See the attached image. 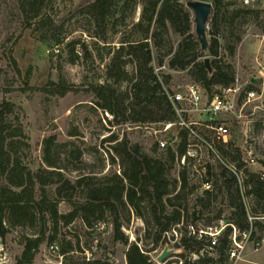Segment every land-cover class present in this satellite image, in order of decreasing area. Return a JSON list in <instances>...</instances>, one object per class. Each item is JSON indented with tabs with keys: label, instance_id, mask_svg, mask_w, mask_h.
<instances>
[{
	"label": "trees",
	"instance_id": "trees-1",
	"mask_svg": "<svg viewBox=\"0 0 264 264\" xmlns=\"http://www.w3.org/2000/svg\"><path fill=\"white\" fill-rule=\"evenodd\" d=\"M44 1L23 0L22 6L32 5L34 13L29 20L38 18L34 30L38 32L39 40L53 50L55 46L63 45L67 36L62 34V20L41 14ZM187 1L82 0L67 8L69 19H76L80 15L85 17L87 24L84 30L92 40L91 50L81 38L65 42L70 52V62L86 59L94 65L95 59L103 62L106 55L111 54L105 63L104 73H95L99 79L91 76L87 88L93 95V103L111 113L112 120L109 122L144 125L175 119L172 103L162 93V85L151 64L153 47L160 50L165 46L169 28L180 36L166 62L169 69L187 70L193 81L201 84L210 96L216 92L211 91L213 87L234 83L235 70L231 63L225 61L222 51L233 57L236 47L229 42L221 43L218 28L222 17L220 13L230 3L226 0H205L212 3L207 20L211 26L207 34L211 37L208 49L203 50L192 30L194 20L187 8ZM138 5L141 6V13L136 21L134 17ZM245 11L250 12L249 9ZM114 35L119 37L117 48L111 40ZM77 44L81 46L82 56L75 50ZM205 57H210L211 71L204 64ZM128 63L133 64L131 72L126 69ZM164 63L160 58L158 64ZM162 76L164 82L168 83L169 74ZM123 82L127 83L126 88L120 90L117 85ZM52 84L53 88L48 91L57 96H65L73 90V85L63 76ZM20 118L19 108L13 101H0V247L12 229L34 230L33 235L22 237L23 248L14 264H31L45 243L47 246L57 245L56 251L62 257L74 260V253H83L84 249L78 241L73 243L60 238L59 229L75 221L87 227L110 223L113 239L128 245L125 252L127 264H158L137 242H130L124 233L123 219L129 220L131 213L147 224L146 234L149 237L153 235L154 245L167 242V233L185 218L192 217L191 224H187L192 228L185 230L176 243L183 250L177 254L181 258L180 264H232L229 255L234 246V234L237 241L242 240L243 233L248 231L249 239L255 243L263 238L264 218L260 216H264V180L261 172L242 166L239 161L241 154L236 148L225 150L219 146L220 151L229 154L231 161L237 160V169H243L242 184L234 172L220 163L218 178L209 179L210 186L196 195L190 205L187 198L189 191L209 180L207 178L196 184L188 178L185 169L180 170L179 178L169 176L176 156L180 159L185 153V129L178 130L175 149H159L154 144L149 151L138 142H130L125 136L118 138L112 134L105 141L112 151V166L117 159L119 171L110 169L101 175L90 171L71 178L64 174L66 166L58 162L59 154L53 155L54 148L59 145L55 135L47 136L42 141L44 166L32 169L23 161L19 152L27 145V136ZM260 127L258 123L257 132ZM158 150H164L161 156L156 155ZM69 154L81 161V150L75 148ZM79 168L76 166L74 169ZM207 171L210 173V169ZM61 203H65L69 209L62 212L59 207ZM191 207L199 208L189 213ZM207 211L213 214L207 216L203 224L205 227H200L198 221ZM219 221L224 224L220 226ZM213 222H217L215 229H220L214 245L211 244L212 236L206 232L209 227L213 228ZM193 254L197 256L195 259L190 258ZM76 262L108 264L100 258L86 260V256Z\"/></svg>",
	"mask_w": 264,
	"mask_h": 264
},
{
	"label": "rangeland",
	"instance_id": "rangeland-1",
	"mask_svg": "<svg viewBox=\"0 0 264 264\" xmlns=\"http://www.w3.org/2000/svg\"><path fill=\"white\" fill-rule=\"evenodd\" d=\"M80 1L82 0H45L41 14H49L64 22L62 34L67 36L64 44L73 38H81L91 50V37L84 30V26L87 24L85 17L83 15L77 16L76 19L68 17L67 8ZM226 1L230 4L220 13L222 17L218 27L219 38L222 44L229 42L236 47V50L233 57H229L227 52L222 51L224 59L233 65L235 77L239 79V82L245 84L244 86L253 87L258 91L263 90L261 100L264 104V75L259 73V70L264 72V0ZM22 2L23 0H0V101H13L19 108L20 119L27 136V145L19 152L23 161L32 169L44 166L42 141L50 135H55L59 144L54 148L53 155L59 154L58 162L62 166H66V169L63 170L64 174L66 173L71 178L90 171L99 175L105 174L110 169L119 171L117 159L112 166V151L108 142L105 141L112 134L117 135L118 138L125 136L130 142H138L149 151L151 149L150 141L143 136V128H137L133 124L121 125L109 122L112 120L111 113L97 107L93 103L92 93L87 91L92 77L99 79L95 73L98 72L100 75L104 73L105 63L108 62L111 54L106 55L103 62L95 59L94 65H91L90 61L86 59L70 62V52L64 44L59 47L55 46L52 50L50 46L39 40L38 32L34 30L38 18L29 20L30 15L34 13L33 7L27 5L24 8ZM187 8L189 7L187 6ZM245 9H249L250 12H246ZM189 10L193 15L192 10L190 8ZM140 13L141 6L138 5L134 20H138ZM207 26V29L211 28L209 24ZM192 30L195 32V24H193ZM210 37L211 35L207 34L208 41ZM118 38L117 35H114L111 39L115 48L119 45ZM165 38V46L160 50L153 47V57L157 63L161 58L166 64L180 40V36L174 33L171 28L168 29ZM80 48V44L75 46L77 52L81 51ZM115 48L112 50L114 51ZM169 50L170 54H168ZM95 53L96 51L94 55ZM126 69L131 72L133 64L128 63ZM162 74H169L167 84L173 89L179 85L195 82L187 70H171L167 67ZM61 76L73 85V90L62 97L48 91L53 88L52 82H57ZM126 84L123 82L117 87L124 90ZM218 89L219 87H213L211 91L215 92ZM251 108L252 106L246 107L247 114L250 113ZM263 114L264 110L257 109L255 115H248L247 119ZM223 119V116L218 117V120ZM175 134L176 131H172L167 136L169 141L172 142L176 139ZM254 134L251 129H248L247 123L245 125L231 120L230 144L233 147L244 146L246 150L252 149L260 161L246 167L261 172L264 169V147L255 141ZM216 144L222 146L220 143L216 142ZM233 147H224V149L229 150ZM75 148L81 150L80 160L82 162L69 154ZM163 151L158 150L156 155L161 156ZM219 152L223 160L230 158L228 153ZM219 164L217 156L203 147L200 162H190L182 166L176 160L169 176L179 178L180 170L185 169L188 178L199 184L207 178L208 180L218 178ZM76 166L80 168L75 170ZM207 169H210V173ZM210 180L203 182L199 188L189 191L187 198L190 205L194 202L196 195L201 194L205 188L210 186ZM247 205L250 208L249 204ZM59 207L62 212L69 209L65 203H61ZM217 207L218 204L215 205V208ZM198 208L191 207L189 213L193 209L197 211ZM212 214L213 212L207 211L201 215L202 217L198 221L200 227H205L203 224L206 222L207 216ZM191 222V216L185 218L182 223L175 225L167 233V242L157 245L152 243L153 235L151 234L149 237L146 234L147 224L133 213L129 220L123 219L122 229L130 242H137L155 261L157 255L166 245L174 249V252L164 262L156 261L158 264H174L176 262L180 264L181 258L177 254L183 250L176 246V243L179 242L181 234L190 229L187 224H191ZM216 223H212L214 229L217 227ZM218 224L221 226L224 222L219 221ZM59 230L60 238H65L73 243L78 241L84 252H75L74 260L64 258L57 251H50L45 243L31 264H78L76 261L82 260L83 256H86V260L100 258L108 264H127L125 252L128 245L113 239V227L110 223L87 227L75 221L68 227H60ZM137 230L138 233H136ZM33 233L34 230L28 228L12 229L1 242L0 263L14 264L16 256L21 253L23 248L22 237L33 235ZM242 245L241 258L234 264H264V241L257 249L255 242L250 239H244ZM211 254L214 255V253ZM196 257L194 254L190 255L191 259Z\"/></svg>",
	"mask_w": 264,
	"mask_h": 264
},
{
	"label": "built area",
	"instance_id": "built-area-1",
	"mask_svg": "<svg viewBox=\"0 0 264 264\" xmlns=\"http://www.w3.org/2000/svg\"><path fill=\"white\" fill-rule=\"evenodd\" d=\"M82 56L81 52H78ZM154 73L156 74L159 82L162 85V93H164L170 102L172 103L175 119L167 122H155L146 123L144 125H135L137 128H143V136L148 139L149 147L154 144L158 145L159 149H165L167 147L176 148V142L178 130L185 129L187 132V147L185 153L180 156H176V160L182 166L193 162H200L202 158V148H207L210 152L215 154L220 163L228 167L232 172L237 175L240 184L244 176L243 169L236 168V161L230 159L223 160L220 155L219 145L229 148L233 147L230 144L231 136V120L237 123H243L248 129H251L254 134L255 141L264 147V114L259 115L251 119H247L248 115L254 116L257 109L264 110V104L262 103L263 90L258 91L253 87L244 86L245 84L239 82V79L235 77L234 83L230 86H221L211 96L205 91L201 84L197 82L187 83L185 85H179L176 89H173L169 84L164 82L162 73L167 68L164 63L158 64L155 58L152 56L151 62ZM260 75H264L263 70H259ZM254 80V79H252ZM252 106L250 113L247 114L246 107ZM219 116H223V120H218ZM260 123V130L256 131L257 124ZM176 131L175 138L172 142L169 141L167 136ZM237 149L241 154L242 166L254 165L260 160L252 149L246 150L244 146H234L233 149ZM245 149V150H244ZM247 153V155H246ZM242 178H241V177ZM261 178L264 180V169L261 171ZM243 191V187H241ZM264 218V216H260ZM231 226L235 229L234 225ZM189 228L192 227L189 225ZM203 231V230H201ZM212 236L211 244L216 243V237L219 235L220 229L208 228L207 231ZM250 231L243 233V238L237 241L235 234L232 236L234 246L230 250L229 258L234 264L241 258L243 250L242 242L244 239H249ZM262 241L255 243L256 249L261 245ZM209 246L210 248L212 247ZM50 251L56 252L57 245L48 246ZM4 263V262H1Z\"/></svg>",
	"mask_w": 264,
	"mask_h": 264
},
{
	"label": "water",
	"instance_id": "water-1",
	"mask_svg": "<svg viewBox=\"0 0 264 264\" xmlns=\"http://www.w3.org/2000/svg\"><path fill=\"white\" fill-rule=\"evenodd\" d=\"M186 5L193 12L195 34L200 41L201 49L207 50L209 45V41L207 38V20L212 9V3L205 0H188ZM204 64L209 71L212 70L210 57L204 58ZM173 252L174 249H171L166 245L163 250L157 255L156 261L159 263L164 262Z\"/></svg>",
	"mask_w": 264,
	"mask_h": 264
}]
</instances>
